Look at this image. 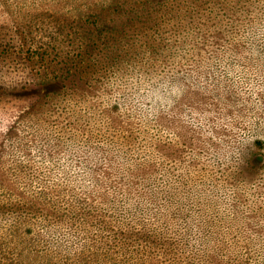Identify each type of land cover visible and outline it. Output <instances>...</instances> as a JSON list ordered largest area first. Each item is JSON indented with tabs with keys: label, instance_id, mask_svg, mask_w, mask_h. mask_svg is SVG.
<instances>
[{
	"label": "rangeland",
	"instance_id": "1",
	"mask_svg": "<svg viewBox=\"0 0 264 264\" xmlns=\"http://www.w3.org/2000/svg\"><path fill=\"white\" fill-rule=\"evenodd\" d=\"M120 1L0 0V264H264V166H240L264 151V51L239 44L264 45V0L204 2L159 61L100 39ZM78 51L97 65L59 78ZM102 216L161 234L107 248Z\"/></svg>",
	"mask_w": 264,
	"mask_h": 264
},
{
	"label": "trees",
	"instance_id": "2",
	"mask_svg": "<svg viewBox=\"0 0 264 264\" xmlns=\"http://www.w3.org/2000/svg\"><path fill=\"white\" fill-rule=\"evenodd\" d=\"M208 1L213 0H121L119 2L120 5L116 10L117 15L112 17L111 21L106 22V24L104 23L103 28H106L105 31H99V34L101 35L100 39H104V43L107 42V40H109L110 42L116 41L119 51L122 50L128 53L129 51L134 50L136 53H140L145 50H149L154 60H165L166 56H164L165 52L163 51L167 47V45L170 44L169 36L175 34L177 35V37L187 38V35H189V32L191 31L200 34V29L196 28V25L202 27V25L207 22L203 18L205 17L203 16V13L211 16V13L205 11V6H203V3ZM220 14L222 16H226L225 11L220 12ZM217 22H219V18L217 19L213 16V24H217ZM214 33L216 37L215 41L213 42L217 44H213V47L217 48L219 47L218 43H221L220 41L224 39V35L221 31H215ZM256 33L258 34V32ZM172 42H175V44L178 43V41L175 39H173ZM239 44L243 47L250 48H255L256 46H258V49H262V51H264L263 40H260L257 43V41H253L251 38H249L248 42L245 43L242 41ZM92 45H96V41H89L86 43V46L90 47ZM240 48L241 47L237 48V50H239ZM84 55L86 56V54ZM84 55L83 51H78L71 61H64V65H62L58 69L62 72L58 75L59 78L66 72L71 73V68H75V66H79L80 68L79 64H81V69L85 71L97 65L96 63L93 64L92 59L85 58ZM107 55L108 59L105 62L106 64L101 65V68L103 70H108L110 65H115V60H117L116 54L114 57L112 51L108 52ZM39 57L46 58L47 56L43 51L39 53ZM62 79L65 80L66 77H63ZM254 144L256 148H264V139L259 138L254 142ZM109 160L111 161L113 159L110 158ZM110 166V168H120L119 164H113ZM240 166L242 167V174H245V171L250 170L258 171L260 168H262V166H264V151L251 152V154H249L242 160ZM154 168V165H149L148 170L151 171L154 170ZM141 171L144 172L143 169L139 170V172ZM100 173L103 174L105 179H109L108 176H112V174H114L113 170H101ZM89 174L90 177L95 179L96 174L94 171H90ZM255 178L256 176L253 180H255ZM78 182L83 183V181ZM228 182L229 184H233L234 179L230 177L228 179ZM85 185L89 186V184L86 183L83 186ZM94 188L95 186L91 185L87 188L86 193H94ZM105 196L106 195L102 194V198H105ZM141 210L142 212H144L143 209ZM140 220L143 222L142 224L144 226H148L147 223H145V219L140 218ZM96 222L103 227L104 232L102 233V235L104 236V238L106 239V243L108 244L107 248H110L112 245L117 244L116 241H113V239L115 240L116 238H118V240L121 241L122 238L125 239V236L127 234L132 237L135 236V239L137 235H143L145 233L149 235L152 233L161 234V232L152 231L146 226L144 228L145 231L140 232V229L137 228L134 223V226L132 225V223H130L131 221L127 222L131 224L130 231H124L122 228L117 229L110 226L109 221L105 220L103 216L98 218ZM148 237L149 236L146 235V238ZM136 240L137 244H141V241L138 238Z\"/></svg>",
	"mask_w": 264,
	"mask_h": 264
}]
</instances>
